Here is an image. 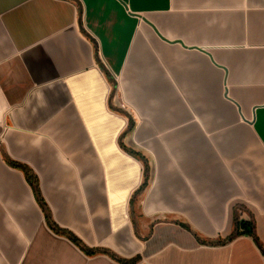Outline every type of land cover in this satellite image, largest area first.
I'll use <instances>...</instances> for the list:
<instances>
[{"label": "crops", "instance_id": "obj_1", "mask_svg": "<svg viewBox=\"0 0 264 264\" xmlns=\"http://www.w3.org/2000/svg\"><path fill=\"white\" fill-rule=\"evenodd\" d=\"M0 264H264V0H0Z\"/></svg>", "mask_w": 264, "mask_h": 264}, {"label": "trees", "instance_id": "obj_2", "mask_svg": "<svg viewBox=\"0 0 264 264\" xmlns=\"http://www.w3.org/2000/svg\"><path fill=\"white\" fill-rule=\"evenodd\" d=\"M5 160H6V163L8 165L21 170L22 173L24 174V177H25L26 181L28 182V184L30 185V187H31V189H32V191L34 193L36 201H37L38 205L40 206V209L42 210V213L44 215V218H45L46 223H47L48 227L50 228V230L53 231L56 234L65 236L66 238H68L71 242H73L80 249H82L84 251H88L84 247V245L81 243V241L74 234H72L70 231H68L66 229L60 228L54 222H52V220L50 218L49 210H48V208L46 207L44 201L41 198V195H40V192H39V188H38L37 178L32 173L30 168H28L24 164L12 161V160H10L8 158H6ZM239 225H240L241 228H245V226H247L248 223L241 221ZM249 232H251V230H249Z\"/></svg>", "mask_w": 264, "mask_h": 264}]
</instances>
